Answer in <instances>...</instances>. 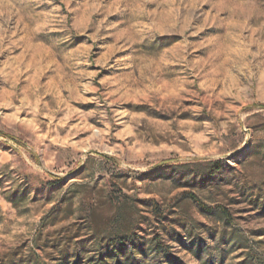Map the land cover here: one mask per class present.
Segmentation results:
<instances>
[{"label": "rangeland", "instance_id": "1", "mask_svg": "<svg viewBox=\"0 0 264 264\" xmlns=\"http://www.w3.org/2000/svg\"><path fill=\"white\" fill-rule=\"evenodd\" d=\"M261 105L264 0H0V264L264 260Z\"/></svg>", "mask_w": 264, "mask_h": 264}, {"label": "trees", "instance_id": "2", "mask_svg": "<svg viewBox=\"0 0 264 264\" xmlns=\"http://www.w3.org/2000/svg\"><path fill=\"white\" fill-rule=\"evenodd\" d=\"M260 107H263L264 108V105H261ZM0 134H2V132H0ZM3 135V134H2ZM223 169V165L220 164V162H215L214 164H212V168L210 170V174L211 175H215L216 173L220 172L221 170ZM188 196L197 203V205L200 207V209L205 212V213H209V214H218L219 218L226 224H228L231 220V216H230V213L229 211L222 207V206H215V207H212V206H209V205H206L205 203H203L195 194L193 193H189ZM155 241V246L157 248H161V243L159 241V238H154ZM247 258H245V260L243 261H246ZM253 263L252 264H264V260H252Z\"/></svg>", "mask_w": 264, "mask_h": 264}]
</instances>
